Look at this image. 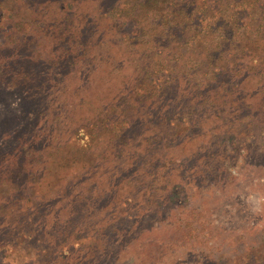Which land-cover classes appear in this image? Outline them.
I'll use <instances>...</instances> for the list:
<instances>
[{
    "label": "rangeland",
    "instance_id": "rangeland-1",
    "mask_svg": "<svg viewBox=\"0 0 264 264\" xmlns=\"http://www.w3.org/2000/svg\"><path fill=\"white\" fill-rule=\"evenodd\" d=\"M0 264H264V0H0Z\"/></svg>",
    "mask_w": 264,
    "mask_h": 264
}]
</instances>
